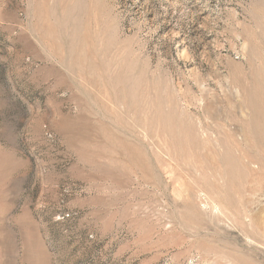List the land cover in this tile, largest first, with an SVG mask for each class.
I'll return each mask as SVG.
<instances>
[{
  "label": "rangeland",
  "instance_id": "obj_1",
  "mask_svg": "<svg viewBox=\"0 0 264 264\" xmlns=\"http://www.w3.org/2000/svg\"><path fill=\"white\" fill-rule=\"evenodd\" d=\"M0 264H264V0H0Z\"/></svg>",
  "mask_w": 264,
  "mask_h": 264
}]
</instances>
